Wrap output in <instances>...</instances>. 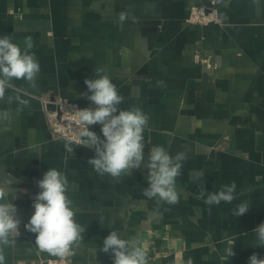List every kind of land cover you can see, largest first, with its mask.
I'll list each match as a JSON object with an SVG mask.
<instances>
[{"label":"crops","instance_id":"0c3cea01","mask_svg":"<svg viewBox=\"0 0 264 264\" xmlns=\"http://www.w3.org/2000/svg\"><path fill=\"white\" fill-rule=\"evenodd\" d=\"M211 1L221 24L186 21L191 5ZM6 34L21 48L23 38L32 37L41 70L36 88L15 80L0 101V112L9 113L0 121V179L13 178L8 199L16 195L21 220L20 234L2 246L4 264L56 257L39 250L35 234L24 228L40 191L36 181L49 168L67 176L75 220L86 228L71 256L77 264H113L112 254L100 251L113 230L138 237L147 264H248L253 253L264 258V246H252L253 229L264 222V0H0V36ZM196 48L212 56L215 69L194 61ZM97 67L124 97L120 109L139 106L150 117L144 162L128 177L98 175L87 163L94 149L52 137L42 110L40 98L56 94L91 106L81 94ZM8 95L27 106L8 103ZM100 128L90 130L103 138ZM157 145L187 156L174 205L142 194L144 164ZM233 181L231 203L209 206L207 192L199 196L202 188L219 191ZM242 202L249 211L236 217Z\"/></svg>","mask_w":264,"mask_h":264},{"label":"clouds","instance_id":"9594fccd","mask_svg":"<svg viewBox=\"0 0 264 264\" xmlns=\"http://www.w3.org/2000/svg\"><path fill=\"white\" fill-rule=\"evenodd\" d=\"M126 14L121 13L119 20L123 22ZM21 46L13 42L10 34L0 36V101L5 99L6 92L14 89L13 81L24 80L32 88L37 87V77L40 64L32 51L34 42L31 36L23 38ZM94 79H85L87 92L81 96L90 102L89 107L76 110L77 124L82 127L75 143L94 149V156L87 163L100 176L108 175L113 179L128 177L133 170L141 168L144 162L145 137L144 132L150 119L139 106L120 109L124 97L120 95L105 68L97 67ZM157 86H164L158 80ZM17 100L27 106V101L18 96H7L8 103ZM22 107L18 110H22ZM9 119L7 111L0 112V121ZM99 124L103 138L90 130L91 126ZM68 152L73 153L70 143L65 144ZM187 158L183 151L174 156L162 145L152 146L148 161L144 167L148 169V187L143 189V196L158 202L174 205L179 202L176 180L182 174L183 161ZM13 178L0 179V264H4L3 247L11 243L10 238L18 236L21 220L18 217L17 206L13 203L16 195L8 199ZM40 191L33 199L34 212L24 228L35 234V244L39 250L57 257H70L74 249L82 241V233L86 228L75 220L76 209L68 196L70 182L67 176L55 169L49 168L42 179L36 181ZM236 183L224 185L219 191L208 192L204 188L199 192L203 198L207 192L205 203L209 206L221 202L231 203L234 199ZM211 211V208H209ZM249 211L247 202H242L233 210V215L241 217ZM253 233L257 243L253 247L264 246V222L260 223ZM96 254V247L92 250ZM103 253H111L113 264H147V258L138 237L123 238L115 230L110 231L103 239L100 248ZM225 253L233 257V248H226ZM191 264V261H189ZM248 264H264V258L253 253Z\"/></svg>","mask_w":264,"mask_h":264},{"label":"built area","instance_id":"2783aa9c","mask_svg":"<svg viewBox=\"0 0 264 264\" xmlns=\"http://www.w3.org/2000/svg\"><path fill=\"white\" fill-rule=\"evenodd\" d=\"M13 11L11 10L10 12ZM186 21L196 25L221 24L215 1H211L208 6L191 5L188 9ZM193 59L210 70L215 69L217 66L212 56L204 54L200 48L195 49ZM40 100L50 135L54 138H63L75 143L79 138V132L82 131V127L77 124L76 110L87 106H82L57 94L51 97H41ZM41 264L77 263L72 260L71 256L64 258L56 256L44 259Z\"/></svg>","mask_w":264,"mask_h":264}]
</instances>
